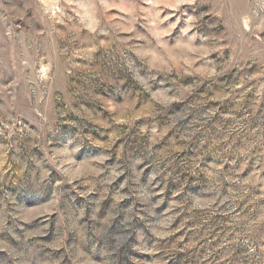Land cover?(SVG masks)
<instances>
[{
	"label": "rangeland",
	"instance_id": "obj_1",
	"mask_svg": "<svg viewBox=\"0 0 264 264\" xmlns=\"http://www.w3.org/2000/svg\"><path fill=\"white\" fill-rule=\"evenodd\" d=\"M0 264H264V0H0Z\"/></svg>",
	"mask_w": 264,
	"mask_h": 264
}]
</instances>
